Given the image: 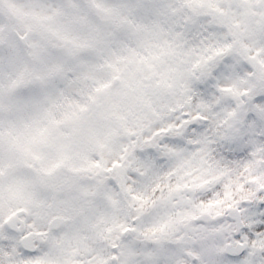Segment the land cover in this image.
Masks as SVG:
<instances>
[{
  "label": "snow or ice",
  "instance_id": "obj_1",
  "mask_svg": "<svg viewBox=\"0 0 264 264\" xmlns=\"http://www.w3.org/2000/svg\"><path fill=\"white\" fill-rule=\"evenodd\" d=\"M0 264H264V0H0Z\"/></svg>",
  "mask_w": 264,
  "mask_h": 264
}]
</instances>
